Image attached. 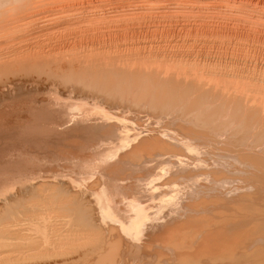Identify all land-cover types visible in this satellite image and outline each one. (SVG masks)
<instances>
[{
    "label": "bare ground",
    "instance_id": "bare-ground-1",
    "mask_svg": "<svg viewBox=\"0 0 264 264\" xmlns=\"http://www.w3.org/2000/svg\"><path fill=\"white\" fill-rule=\"evenodd\" d=\"M138 107L222 131L234 154L217 144L225 165H206L223 179L202 171L216 187L177 180L195 151L190 176L158 169L183 138L135 131L118 111ZM50 150L64 170L45 167ZM156 171L183 187L165 196L182 192L184 218L131 192L149 198ZM0 264H264V0H0Z\"/></svg>",
    "mask_w": 264,
    "mask_h": 264
},
{
    "label": "rangeland",
    "instance_id": "rangeland-1",
    "mask_svg": "<svg viewBox=\"0 0 264 264\" xmlns=\"http://www.w3.org/2000/svg\"><path fill=\"white\" fill-rule=\"evenodd\" d=\"M135 108H136V107H135ZM135 108H134V109H135ZM138 108L141 110V107H138ZM134 109H133V112H134V113H133L132 111H131V113H129V112H130V109H126V110H125V109H122V110L119 109L120 111H118V112H119V113H121V111L124 112L123 114H124L125 118L128 119V122L132 125V127H134V128L137 129V130H135V131H138V130L141 129V128H142L141 130H146V129H148V128L151 129V127H153V128H155L156 131H155L153 128H152L151 130L149 129V131H150L152 134H153L154 131H155V132H159V133L161 134V136H160L159 133H157L158 136L163 137V136H164L163 131H165V129H172V130H174L173 128L177 127V128H175V130H174V131L177 132V133H176V132H175V133H176V134H179V135L181 136L180 138H183L182 140H180L181 142H180L179 140H178V141L176 140L177 142H179L180 144H182V146H184V149L181 148L182 146H181V147L179 146L182 150H181V149H180V150L178 149L177 152H175V153H179V152H180V153H181V154L179 153L180 156H179V154H172L173 152L170 153L169 151H167L168 153H166V152H165L166 150H164V149L160 150L161 148L159 149L160 151H159V153H156V155H157L156 157L159 158L158 160H161V164H160L161 166H159L158 169H160V168L163 169L164 167H162V166H163L164 164H165L164 166H166V167L168 166V168H169V167H170V162L172 163V162H176V161H177V163H178V162H179V163H184V164H181L182 167L180 166V164H177V166L179 165L178 167H181V168H182L181 170H183V171H185L184 169L187 168L186 171H185L186 173L182 171V173L186 174V176H187V175L190 176V173L192 174V172H194V171L191 170V168L196 166L195 169L193 168V170H197V171H195V172H197L198 175H199V173H200L199 171H200L201 169H203V170H201V173H202V171L206 172V174H207L206 177H207V176H208V173H209V174L211 173V170L213 169V167H215V166L217 167L218 165H220L221 162L224 164V162H223L222 160H224L225 158H224V157H222V159L220 158V157L222 156V154H224L223 156H226V155H225L226 153H227L228 155H229L230 153H232V152H231V151L233 150L232 147H230L228 144H223L224 146H222V144H220V142H223L222 140H223V137H224V135H222V134H223L222 131H218V132H221V133H217V132H215V131H214V132H211V131H207V130L205 129V131H207V133L205 132L204 134L201 135L200 132H201L202 130H204V129H203L202 127H200V126H198V127L195 126V127H194V128H195V132H197V133L194 134V133H193V132H194V128L191 127L189 124L182 123L181 118L176 116V113H177L176 111H174V112H173V111H171V112L169 111L168 113L166 112V113H167V114H165V115H166V118L168 117L167 115H169V118H170V119H166V118H164L165 115H162V114H161V116H159V115H157V116L154 115V116H155V118H154V116H153L154 113L151 114L152 111L150 110L151 112H149V111H147V109L144 108V107H143L142 110H145V109H146L145 111H142V110L140 111V110L138 109L139 111L137 110V111H138V112H137V111H135ZM128 110H129V111H128ZM126 111H127V112H126ZM146 111L149 112V113H147ZM125 112H126V113H125ZM139 112H140L141 114H140ZM145 112H146V115L148 116V118H147V116H145ZM175 112H176V113H175ZM132 113H133V114H132ZM136 113H138V114L136 115ZM142 113H144V114H142ZM173 113H175V114H173ZM125 114H127V115H125ZM134 114H135V115H134ZM170 114H171V115L173 114V115L170 116ZM133 115H134V117H133ZM151 115H152V116H151ZM174 115H175V117H174ZM128 116H129V117H128ZM143 116H145V117H143ZM135 117H136V118H140V119L137 120ZM141 117H142V118H141ZM157 117H158V118H157ZM161 117H163L164 120H163V119H160ZM171 117H172V119H171ZM146 118L149 120L148 122L146 121V120H147ZM150 118H151V119H150ZM176 118H177V119H176ZM129 120H130V121H129ZM144 120H145V121H144ZM151 120H153V122H152ZM160 120H161L162 123L160 122ZM165 120H166V121H165ZM168 120H169V121H168ZM170 120H172V121H170ZM136 121H137V122H136ZM150 121H151L153 124H152V123L149 124ZM158 121H159V122H158ZM164 121H165V122H164ZM177 121L180 122V123L178 124ZM132 122H134V123H132ZM138 122H140V123H138ZM156 122H157V123H156ZM167 122H169V123H167ZM144 123H145V124H144ZM165 124H167V126H166ZM177 124H178V126H180V127H182V128H179L178 126H175V125H177ZM180 124H181V125H180ZM119 125H120V123H118L117 126H119ZM137 125H139L140 128H137ZM184 125H185V127L190 126V128H193V132H192V131H191L192 133H191V132H187V131H186V128L183 129V128H184ZM186 125H187V126H186ZM142 126H143L145 129H143ZM156 126H157V127H156ZM161 126H162V127H161ZM120 127H122V125H121ZM163 127H165V128H163ZM166 127H167V128H166ZM168 127H170V128H168ZM171 127H172V128H171ZM126 128H128V127L126 126ZM156 128H157V129H156ZM158 128L160 129V131H159ZM178 128L180 129V132L182 131L181 133L178 132V131H179ZM188 128H189V127H188ZM188 128H187V129H188ZM177 129H178V131H177ZM198 129H200V130H198ZM201 129H202V130H201ZM153 130H154V131H153ZM157 130H158V131H157ZM161 130H162V131H161ZM183 130H184L185 132H184ZM211 130H212V129H211ZM149 131L146 130L145 133L148 132L149 134H151ZM152 131H153V132H152ZM198 131H199V133H198ZM212 131H213V130H212ZM138 132H139V131H138ZM161 132H162V133H161ZM208 132H209L210 135H212V133H216V134H213L215 137L219 134V135H218L219 137H218V136H217V137L220 138V136H221V139H218V138L216 139L214 136H208V135H209ZM95 133H96V132H95ZM145 133H142L140 136L137 137V139L140 138V137H142V136H144ZM148 133H147V134H148ZM183 133H185V134H183ZM188 133L193 134L194 136H192V135H190V134L187 135ZM143 134H144V135H143ZM181 134L184 135V136H182ZM205 134H206V135H205ZM207 134H208V135H207ZM185 135H187L188 139H187V138H184V137H186ZM195 135H197V136L200 137L199 140H197L198 137L195 136ZM200 135H201V136H200ZM203 135H204V136H203ZM207 136H208V137H207ZM164 137H165V136H164ZM189 137H190V139H189ZM191 137H194V138H196V139H193V140H192ZM204 137L209 138V139L214 140V141H215V139H216V141L219 140V143H217L216 141L213 142V141H211V140H210L211 142L209 141V142H210V143H209V142H208V139H206V138H204ZM211 137H212L213 139H212ZM73 138H74V139L77 138V139H75V140H78V139H79V140H82V139H83V138H81V136H78V135L73 136ZM73 138H72L71 140H73ZM123 138H125V136H123ZM135 138H136V136H135ZM214 138H215V139H214ZM183 140H184V141H183ZM186 140H187V141H190V140H191V141H190L191 143L188 142V143L191 144V145H189L188 143H186ZM200 140H201V141H200ZM241 140H242V139L236 141V142H237L236 145H237L238 143H239V144H242V143H241V142H242ZM243 140H244V139H243ZM66 142H68V140H66ZM118 142H119V144H120V141H117V142L114 143V146H113V147H118L117 149L120 150V149H121V148H120L121 145L118 146ZM194 142H195V143H194ZM196 142H198V143H196ZM200 142H201V143H200ZM203 142H204V143H203ZM206 142H208V143L210 144V146H212V145L214 144V145L212 146V148H213V150L215 149V150L217 151V153L219 152V150H220V153H221V151H222L223 149H225V148H226L227 150H229L230 153L227 152V150L225 149V150H223L222 154L219 156V155L216 153V151H215V150L213 151L212 148H211L209 145H208V147H209V149H208L207 145L205 144ZM136 143H137V142H136ZM208 143H207V144H208ZM215 143H216V144H215ZM223 143H224V142H223ZM245 143H246V142H245ZM245 143L243 142V145H244ZM59 144H61V145L59 146ZM59 144L57 145V146H59V147L55 146V148H57L56 150H59V149H60L59 151H56V153H57V152H60V154H63V152H64V154H65V149H66V151H68L69 148H68L67 146L65 147L64 144L61 143V142H60ZM62 144H63V146H62ZM115 144H117V145H115ZM175 144L177 145L176 142H175ZM180 144H179V145H180ZM187 144H188V145H187ZM192 144H193V145H197V146H198V144H199V146L196 147V146H193ZM217 144H220L221 146H220V145L218 146ZM239 144H238L237 146H239ZM248 144H249V143H248ZM186 145H187V146H186ZM202 145H203V146H202ZM216 145L219 147V150H217ZM226 145H227V147H226ZM188 146H190V147H188ZM204 146H205V148L207 147L208 150H210V151L212 150V152H210V151L207 152L208 150H207V149L205 150ZM214 146H215V148H214ZM228 146H229L230 149L228 148ZM249 146L252 147V146H255V145H254L253 143H251V145H249ZM185 147H187V148L185 149ZM200 147H201V149H198V148H200ZM220 147H221V149H220ZM222 147H224V148H222ZM189 148H191L190 151H189ZM195 148H196L197 150H196ZM202 148H204V149H202ZM51 149H52V151H53L54 146H53V147L51 146ZM126 149H127V148H126ZM192 149H193V150H192ZM62 150H63V151H62ZM163 150H164V152H163ZM185 150H186V153H187L188 151H189V152L187 153L188 155L185 154V155H183V156H184V157H183V156H181V155L185 153V152L183 153V151H185ZM199 150L202 151V155H201V152H200V155H199ZM204 150H205V151H204ZM124 151H125V150H124ZM161 151L164 153L163 155H162ZM178 151H179V152H178ZM181 151H182V152H181ZM194 151H195V153L198 152V153L196 154L197 159L200 158L199 160H201L203 163H202V162H200V163L197 162V161H199V160L196 159V156H190V153L192 152L191 155H193ZM203 151H204L205 153H204ZM225 151H226V152H225ZM224 152H225V153H224ZM47 153H48L49 155H51V157L48 159L49 161H47V162L44 160V163H45L44 165H45V167L51 168V170H52V169H55V168H57V167H58V168H62L60 165H61L62 162L64 163V158L60 156V158H61L62 160H58L59 162H58V161L56 162V160H54V158H53L54 155L52 156V153H53V152H51V150H50V151H48ZM54 153H55V152H54ZM56 153H55V154H56ZM169 153H170V154H169ZM195 153H194V154H195ZM207 153H208V154H207ZM210 153H211V154H210ZM212 153H213V154H212ZM214 153H215V154H214ZM220 153H219V154H220ZM42 154L44 155V152L40 153V155H42ZM45 154H46V152H45ZM66 154H67V153H66ZM160 154H161V155H160ZM166 154H167V155H166ZM171 154H172V155H171ZM233 154H234V151H233V153H232L231 155H233ZM170 155H171V156H170ZM173 155H174V156H173ZM177 155H178L179 157H178ZM206 155H207V156H206ZM209 155L212 156V157H214V158H216V159H214V158L212 159V157H210ZM214 155H215V156L218 155L219 158H218V156L215 157ZM166 156L168 157V159H167ZM176 156H177V157H176ZM186 156H187V157H186ZM188 156H190L191 158H190V157L188 158ZM201 156L204 157V158H205V156L207 157V158H205V163H204V158L202 159ZM165 157H166V159H164ZM174 157H175L176 159H175ZM181 157H182L183 159H182ZM193 157H194L197 161H196ZM198 157H199V158H198ZM208 157H210V158H208ZM170 158H171V159H170ZM187 158H188V159H187ZM153 159H154V158H153ZM172 159H173V160H172ZM186 159H187V160L190 159V160H192V162H193V160H194V163H193V164L195 165V163H196V165L194 166L193 164H191V168H188V167H190V165H189V164H186V163L188 162ZM209 159H210V160H209ZM211 159H212V160H216V161L218 160V161H220V162L217 161V162H218V165H215V166H214V164H216L217 162H216V161L214 162V161H212ZM220 159H221V160H220ZM158 160H156V162H157ZM174 160H176V161H174ZM179 160H181V161H179ZM207 160H208L210 163H209ZM225 160H226V159H225ZM225 160H224V161H225ZM53 161H54V162H53ZM153 161H155V160H153ZM166 161H167V162H166ZM168 161H169V162H168ZM206 161H207V165H208V163L211 164V165L214 163V164L212 165L213 167H211V165H209L210 167L207 166V165H206ZM211 161H212L213 163H212ZM185 162H186V163H185ZM66 163H67V162H66ZM166 163H167V164H166ZM188 163H189V162H188ZM204 164L207 166L206 169H204V168L206 167V166H203ZM49 165H50V166H49ZM55 165H56L57 167H56ZM151 165H153L154 168L157 167V166L154 164V162H153ZM183 165H184L185 167H184ZM187 165H188V167H186ZM192 165H193V166H192ZM200 165H202V166H201L202 168L200 167ZM224 165H225V164H224ZM197 166H198L199 169L197 168ZM220 166H221V165H220ZM54 167H55V168H54ZM58 168H57V169H58ZM126 168H127V169H131V170H132V169L134 170V167H133L132 165H131V166H126ZM168 168H167V169H168ZM209 168H210V169H209ZM211 168H212V169H211ZM37 169H38V168H37ZM137 169H139V170H136V171L134 172V175H137V174L141 173L142 171H145V169H144L142 166L138 167ZM141 169H143V170H141ZM161 169H160V170H161ZM207 169L210 170V171L208 170V171H209L208 173H207ZM61 170H64V168H62ZM67 170H68V169H65V171H67ZM188 170H189V171L191 170L192 172H190V173L187 174V171H188ZM198 170H199V171H198ZM213 170H214V169H213ZM213 170H212V171H213ZM189 171H188V172H189ZM195 172L193 173V174H194L193 176H195V177L192 176L191 179H189V178L187 177V179H188L189 181L186 180V182H184V181H185L184 178H186L185 175L183 174L184 176L182 177V174H180L181 177L179 176V177L177 178V180L180 181V182H181V180H183L182 183L178 182V184H177V180H176V178H175V179H174V182H176V184L174 183V184H175V185H174V184L172 183L173 180H172V181H171L170 179L168 180L169 174H168V176H167V174H166L165 172L161 171V174L164 173V175H159L160 173H159L158 171H156V172H155L156 174L154 173V175H153V177H152V180H153V181H152V184H153V185H152V187H153V192H151V193L149 194V198H148V195H146L148 191L145 189V191H147V192L145 193V191L142 190V189L144 188V187H143V185H144L143 183L141 184V183L138 182V183H139L138 185H136L137 182L134 183L133 185L135 186V188H134L133 191L131 190V192H133V193H135V194H139V196H143V201H146V202H148L149 204H153V205H152V206H153V207H152V211H156V207H159L158 205H160V201H161V205H160V206H162V208H163V209H162V208H160V209L163 210V213H165L166 211H169L168 209H169V207H170L171 205H173L174 208L177 207L176 210L174 209V210L171 211V212H172L173 214H175V215L177 214V215L182 219V218H184V216H185L184 214L187 213V212H185V211H187V210H184V209H186V207H183L184 209L181 208V209H182V210H181L180 207H179L181 204H180L179 206H177V205L179 204V203L177 204V202H178V200H179V201H182V203L185 202V201L181 198V193H182V192H180V191H183V189L185 190V189L187 188V184H186V183L189 182V185H190V186H189V188H187V189H189V190L191 189V184H192L193 181H194V182L196 181L195 183L198 184L197 187H199V183L202 185L200 189H205V188H202L204 185H205L204 187H208L207 185H209V187H212V186H213V185L211 186L212 183L214 184L213 187H216L217 185H216L215 183H217V182H215V181H216L217 178L220 176L219 172L216 173V171L214 170V172H215L216 174H215L214 172H213V173L215 174V176L217 175V177L215 178L214 174L211 173L212 176L215 178V179H214L215 181H214V180H213V177H212L211 175H209V176H210L209 179H212V181H213V182H212V181H210L208 178L204 177V176H205V175H203L204 172L202 173V175L200 174L199 177H198L197 173H195ZM66 174H67V173H66ZM195 174H196V175H195ZM157 175H158V176H157ZM165 175H166L167 177H166ZM163 176H164L166 179H165V178H162ZM157 177L159 178L158 180H157ZM203 177L206 178V180H205ZM211 177H212V178H211ZM182 178H183V179H182ZM196 178H198L199 181H200V179H201V180L204 179V180H203L204 182H202V181L199 182L198 179H196ZM202 178H203V179H202ZM219 178H220V177H219ZM154 179H155V181H154ZM164 179L167 180V181H171V182H168V183H169L168 185H170V186H168V185L166 184L167 182L165 183V180H164ZM207 179L211 182V184L209 183V181H208ZM220 179H223V178H220ZM220 179H219V180H220ZM162 180L164 181V183L161 182ZM175 180H176V181H175ZM192 180H193V181H192ZM157 181H158V182H157ZM159 181H160V183H159ZM190 181H191V182H190ZM197 181H198V183H197ZM207 181H208V182H207ZM217 181H218V180H217ZM220 181H222V180H220ZM220 181H219V182H220ZM224 181H225V180H224ZM224 181H223V182H224ZM154 182H156V183H155L156 187L154 186ZM194 182H193V186H192L193 190L195 189V186H196V185L194 184ZM214 182H215V183H214ZM161 183H162V184H161ZM170 183H171V184H170ZM179 183H180L181 186H183V187L185 186V187H184V188L182 187V188H183V189H182L181 186L179 185ZM184 183H185V184H184ZM204 183H205V184H204ZM206 183H207V185H206ZM208 183H209V184H208ZM220 183H221V182H220ZM225 183H226V182H225ZM140 184H141L142 188H141ZM159 184L161 185V187L159 186ZM165 184H166L167 186H166ZM183 184H184V185H183ZM223 184H224V183H222L221 185H223ZM157 185H158V186H157ZM162 185H163V186H162ZM171 185H172V186L174 185L175 187H176V185H177V187L180 186L178 189L181 188L182 190L180 189V191H179V190L176 188L175 191H179L180 198H179V194H178V196L175 194V195H173V198H174V199H172V200H174V201L171 200V202H170V201H168V200H169L168 198H170L169 196H170L171 192H169V191H171V190L167 191V189H170V187H171V188H174V187H172ZM194 185H195V186H194ZM218 185H219L218 187L221 186L219 183H218ZM233 186H234V185H233ZM136 187L139 188V191H140V189L142 190L141 193H140V192L138 193V192L136 191ZM154 187H155L156 189H155ZM162 187H163V188H162ZM221 187H223V188H225V189L227 188V187H224V186H221ZM231 187H232V186H231ZM231 187H230V188H227V191L230 192V193H231L232 191L235 192V190L238 188V186H237L236 188H232V189H234V190H232ZM158 188H162V189H159V193H158V191H157V194H156V190H157ZM164 188H166V189H164ZM223 188H222V189H223ZM197 189H199V188H197ZM216 189H217V188H215V191H216ZM222 189H221V190L218 189V190H220V192H221ZM228 189H230V190H228ZM148 190H151V189H148ZM160 190H161V191H160ZM162 190H164V191H162ZM191 190H192V189H191ZM165 191H166V192H165ZM195 191H198V190H195ZM236 191H237V190H236ZM136 192H137V193H136ZM143 192H144V194H143ZM222 192H223V191H222ZM152 193H153V194H152ZM154 193H155V194H154ZM209 193H210V192H209ZM159 194H160V196H159ZM162 194H163V195H162ZM165 194H166V196H167L168 198L165 196ZM207 194H208V192H207ZM150 195L153 196V197L151 198ZM154 195H155V196L157 195L158 198H157V197L155 198ZM176 196H177V197H176ZM162 197H163V199L161 200ZM164 197H165V198H164ZM177 198H179V199H177ZM148 199H149V200H148ZM151 199H153L152 202H151ZM156 199H158V200L156 201ZM166 199H168L167 202H170V203H167V202H166ZM176 199H177V200H176ZM147 200H148V201H147ZM159 200H160V201H159ZM163 200H164L165 202H164ZM149 201H150V202H149ZM146 202H145V203H146ZM173 202H174V203H173ZM116 203L118 204V209H119V210H118L117 208H115V209H113V212H112V210H111V212L114 213V214H116V215L118 214V216H120V214H122V215L120 216V218L122 217L123 220L125 219V220H124L125 222L130 223L129 217L131 218L132 213L129 212L130 210H129V209H126V207H121V206H124V204H126V203H125V202H122V204H121L118 200H115V204H116ZM119 203H120V206H119ZM148 203H147V205H149ZM154 203H155V204H154ZM163 203H164V204H163ZM165 203H167V204H165ZM156 205H157V206H156ZM167 206H168V207H167ZM181 206H182V205H181ZM120 207H121V208H120ZM154 207H155V208H154ZM122 208L125 209V211H124ZM166 208H167V209H166ZM172 208H173V207H172ZM160 209H157V211H158L157 213H158V214H159V211H161ZM114 210H115V211H114ZM126 210H127V211H126ZM134 210L136 211L137 209H134ZM164 210H165V211H164ZM179 210H181V211H179ZM177 211H178V212H177ZM115 212H116V213H115ZM119 212H120V213H119ZM125 212H127V213H125ZM128 212L131 213V215H129ZM171 212H168L167 214L172 215ZM180 212H182L183 214H181ZM190 212H191V211H190ZM123 213H124V214H128V215H124ZM157 213H156V215H158ZM163 213H161V214H163ZM161 214H159V215H161ZM159 215H158V216H159ZM127 216H128V217H127ZM161 216H162V215H161ZM123 217H124V218H123ZM126 217H127V218H126ZM167 218H168V217H167ZM126 219H127V221H126ZM128 220H129V221H128ZM164 220H165V219H164ZM162 221H163V220H160L159 222H162ZM190 230H191V229H190Z\"/></svg>",
    "mask_w": 264,
    "mask_h": 264
}]
</instances>
